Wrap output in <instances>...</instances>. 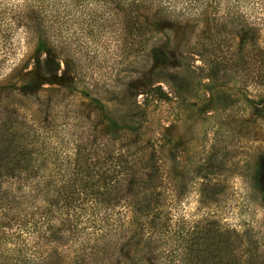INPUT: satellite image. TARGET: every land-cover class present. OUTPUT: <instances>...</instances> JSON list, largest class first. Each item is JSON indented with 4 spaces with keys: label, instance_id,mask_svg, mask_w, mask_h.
<instances>
[{
    "label": "rangeland",
    "instance_id": "rangeland-1",
    "mask_svg": "<svg viewBox=\"0 0 264 264\" xmlns=\"http://www.w3.org/2000/svg\"><path fill=\"white\" fill-rule=\"evenodd\" d=\"M152 9L140 11L147 23L154 20ZM249 22L240 29L243 24L235 20L221 33L213 26L204 35L199 18L171 19L153 34L147 27L139 37L120 34L118 45L112 31L72 25L62 36L64 59L51 75L36 66L33 47L22 45L17 76L6 74L0 81V103L28 122L53 128L54 141L91 134L94 112L102 107L137 144L154 143L157 150L161 144L154 157L162 163L164 190L174 194L165 235L176 232L180 260L173 259L167 241L160 243L166 248L160 254L150 246L151 263L211 264L205 261L212 255L206 246L192 245L189 251L185 240L197 226L212 223L233 241L226 249L219 245L222 259L259 261L264 259V6ZM166 41L165 73L150 74L147 51ZM3 66L2 61L0 79L1 72H9ZM168 73L181 79L169 80ZM28 82L41 86L37 94L2 97Z\"/></svg>",
    "mask_w": 264,
    "mask_h": 264
},
{
    "label": "trees",
    "instance_id": "trees-1",
    "mask_svg": "<svg viewBox=\"0 0 264 264\" xmlns=\"http://www.w3.org/2000/svg\"><path fill=\"white\" fill-rule=\"evenodd\" d=\"M263 6L264 0H0V62L9 71L1 72L0 81L17 76L24 44L33 47L30 55L43 74L55 73L67 51L62 36L72 25L112 31L117 43L120 34L139 37L145 27L152 34L163 29L166 20L199 18L205 35L213 26L221 33L235 20L242 29ZM151 8L154 20L147 23L140 11ZM167 43L149 47L150 74L165 73ZM13 89L2 97L31 96L41 86L28 82ZM5 105L0 103V264H86L96 256L104 257L98 264H154L150 246L160 254L167 241L173 259L180 260L176 232L165 235L174 194L164 190L162 163L154 157L161 144L158 150L154 143L137 144L102 107L94 112L91 134L54 141L53 128L28 122ZM147 149L151 153L144 155ZM226 234L216 223L197 226L185 245L189 251L206 246L211 264H264L253 256L222 259L219 245L233 243Z\"/></svg>",
    "mask_w": 264,
    "mask_h": 264
}]
</instances>
